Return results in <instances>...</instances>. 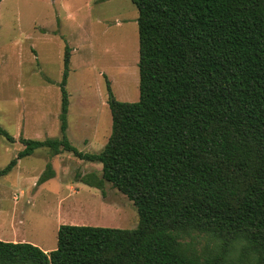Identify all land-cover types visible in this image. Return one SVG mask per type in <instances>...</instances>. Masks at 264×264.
Wrapping results in <instances>:
<instances>
[{
  "label": "trees",
  "instance_id": "16d2710c",
  "mask_svg": "<svg viewBox=\"0 0 264 264\" xmlns=\"http://www.w3.org/2000/svg\"><path fill=\"white\" fill-rule=\"evenodd\" d=\"M139 16L140 98L106 80L111 136L100 153L68 139L70 49L60 137L18 141L4 169L39 149L102 165L78 176L133 202L134 229L61 225L57 248L0 240V264H264V0H132ZM56 177L49 163L38 180ZM201 237L206 243L199 247Z\"/></svg>",
  "mask_w": 264,
  "mask_h": 264
},
{
  "label": "rangeland",
  "instance_id": "374dc122",
  "mask_svg": "<svg viewBox=\"0 0 264 264\" xmlns=\"http://www.w3.org/2000/svg\"><path fill=\"white\" fill-rule=\"evenodd\" d=\"M139 13L132 0H0V125L18 141L60 137L64 56L70 49L67 135L82 153H100L112 132L106 80L117 100L140 98ZM24 149L0 136V170ZM51 163L56 177L39 185ZM102 165L39 149L0 177V240L57 248L61 225L134 229L133 202L106 183L78 176ZM206 243L201 237L199 247Z\"/></svg>",
  "mask_w": 264,
  "mask_h": 264
},
{
  "label": "crops",
  "instance_id": "0c3cea01",
  "mask_svg": "<svg viewBox=\"0 0 264 264\" xmlns=\"http://www.w3.org/2000/svg\"><path fill=\"white\" fill-rule=\"evenodd\" d=\"M45 252L48 253V252H50V250H46Z\"/></svg>",
  "mask_w": 264,
  "mask_h": 264
}]
</instances>
